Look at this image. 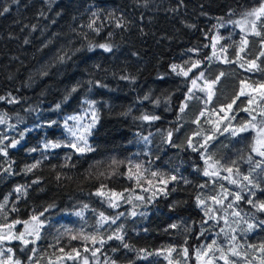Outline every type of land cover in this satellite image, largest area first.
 I'll return each mask as SVG.
<instances>
[{
  "label": "trees",
  "instance_id": "trees-1",
  "mask_svg": "<svg viewBox=\"0 0 264 264\" xmlns=\"http://www.w3.org/2000/svg\"><path fill=\"white\" fill-rule=\"evenodd\" d=\"M261 2L0 0V12L8 8L0 15V96L5 97L0 100V113L23 133L21 139V134L10 131L4 143L12 140L20 143L9 148L7 156L0 154V203L8 198L0 209V228L17 220L29 221L32 215L44 212L40 238L27 247L20 241L4 242L5 250L12 248L13 251L3 258L11 255L21 264H84V258L88 264H112L113 261L115 264H169V259L172 264H197L196 250L208 240L213 229L207 224L210 219L206 220L202 208L196 206V196L217 195L223 189L231 192L232 188L247 196L246 190L229 186L223 179L228 175L223 167L218 168L221 177L204 176L203 170L207 167L204 157L210 154L212 162L238 168L242 174H247L252 166L249 155L254 161L258 159L250 151L253 140L248 132L235 137L227 132H215L216 123L210 122L206 115L209 111L213 115L218 111L216 121L221 119L219 116L225 114L220 109L239 94L242 82L246 92V85L264 83L261 37L244 34L235 23L253 18L246 14ZM93 19L95 27L100 28L98 33L87 27ZM257 22V30L264 34V20ZM117 23L122 26L117 27ZM245 37L248 44L241 52ZM102 43L111 44L112 51L88 49L89 44ZM213 46L225 50L219 59L213 57ZM225 59L232 63H225ZM197 60L201 61L199 67L188 77L177 75L170 67L177 64L186 70ZM251 60L256 61L260 70H247L246 61ZM200 72L209 81L221 72L225 75L215 86L211 100L205 103L207 97L200 94L203 99L188 100V106L181 112L191 80L197 79ZM124 76L128 79L121 78ZM73 87L77 91L69 96ZM84 101L97 102L99 121L88 140L93 151L78 153L66 145L44 148L48 141L65 140V118L79 113ZM245 107H248L247 98L242 96L229 112V116L235 117L229 125L240 126L249 120V114L243 111ZM201 112L205 115L201 116ZM143 114L160 118L143 121L139 119ZM53 120L57 123L49 127ZM224 123L219 125L221 131ZM200 128L208 130L216 139L206 146L194 144L195 133ZM144 136L149 137L150 143H145ZM37 161H40L37 168L25 171L26 166ZM136 164L141 165L138 179ZM153 172L158 175L153 176ZM172 176L177 179L172 181ZM254 176L264 188V179H261L264 174L258 172ZM161 177L168 181L166 185L159 182ZM102 185L105 192L114 190L144 197L142 204L135 208L138 213L133 216L123 212L124 207H111L107 197L96 195ZM18 186H24L26 194L15 192ZM254 199L264 200V194L256 190ZM238 203L242 212L254 214L257 220L264 219V214L256 212L245 201ZM214 206L217 215L222 209ZM81 211L85 218L74 215ZM101 212L108 217L124 215L115 224L109 221L101 225V233L90 234L88 227L93 222L100 225L96 219H100ZM172 224L177 227L170 228ZM22 226L16 224L13 233L19 234ZM118 231L123 241L108 239ZM259 232L264 234V229L256 228V233ZM73 236L79 238L72 239ZM91 236L97 241L103 238V247L84 239ZM124 244L129 247H123ZM170 246L178 251L169 256L164 250ZM183 247L189 249L187 258L182 254ZM96 248L100 251L94 257L92 252ZM73 249L80 256L67 259V253L75 255ZM147 252L153 255L148 256Z\"/></svg>",
  "mask_w": 264,
  "mask_h": 264
},
{
  "label": "snow or ice",
  "instance_id": "snow-or-ice-1",
  "mask_svg": "<svg viewBox=\"0 0 264 264\" xmlns=\"http://www.w3.org/2000/svg\"><path fill=\"white\" fill-rule=\"evenodd\" d=\"M8 8H4L2 12H0V15H3L4 12H7ZM247 17H253L250 22L248 20H245L243 22L237 21L235 23L239 24L242 27V30L244 29V26L249 24L251 25V31L252 34L255 36L261 37V44L264 45V34H262L260 31L257 30L256 28V22L260 20H264V0L260 3L259 7L254 8L251 12H248ZM94 17H97V13H93ZM98 18V17H97ZM123 17H120V20H122ZM96 25V20L93 19L92 21L89 22L87 27L89 29H93L97 33L100 31V28L95 27ZM122 25L120 23H117V27H121ZM34 27V26H33ZM111 35V34H109ZM220 38L217 37V40ZM28 41L26 40L25 43ZM248 40L247 38H243L241 41V48L240 51L243 52L244 48L247 46ZM98 47L100 49H103L105 52H111L112 51V45L108 43H102L98 45H88V49L92 50L93 48ZM215 47V46H213ZM190 51H195V50H190ZM225 51L223 48L221 49V52ZM260 56H264V51H261ZM213 57L219 59L220 57H217L215 53H213ZM213 57H208L209 60H211ZM61 61L64 60V57H60ZM259 59V57H257ZM225 63H232V61H229L227 59L224 60ZM185 63H188L187 61ZM201 61L197 60L195 62L191 63V67L187 68L186 70L182 68L180 65L177 64H172L171 70L173 72H176L177 75H182L184 77H188L189 73L192 72L193 69H196L199 67ZM248 65V71H253V70H260L259 66L257 65L255 60L251 61H246ZM240 67H244V64H241ZM225 74L223 72L219 73L215 77L214 80L207 81L205 80V87H201L199 90L201 92H205L207 94V100L205 103L208 102V100H211L212 96L214 95V88L215 86L220 82L221 77H223ZM122 79H128L127 76L121 77ZM197 79H204V73L200 72L199 77ZM197 79H192L191 84L192 88H197ZM97 84L100 82L97 81ZM103 87H106V85H100ZM248 87L251 88V91H245V86L242 82L241 89L239 91V94L235 96V98L232 100L231 103L227 104L224 108L220 109V112H232L233 111V106L236 104V101L239 100L242 96L247 98V104L248 107H245L243 111L247 112L249 114V120L242 123L239 127H228L225 126L222 131L219 127V125L226 121L228 123L231 122L232 119H234V116H224L222 119L217 120L216 127H215V132H220L223 134L224 132L230 133L231 136H238L241 133L249 132L250 130L255 132V137L253 140V143L251 145L250 151L251 153L256 154L258 157L261 159L254 161V158L252 155H249L248 161L250 165H252L247 174H242L240 173L238 168H233V167H224L223 165H220L219 161H214L212 162V157L207 156L204 157L205 164L207 167L204 168L203 170V175L206 177H218L220 175V172L218 168L223 167V170L228 173V175L224 176L223 179L227 180L230 184L232 185H237L238 187L241 188L242 191L247 192V196L242 195L241 191H237L235 193L230 192L228 189H223V185H221V188L223 191L216 196H211L208 197L207 199L201 198V196L197 195L195 198L196 206L202 209H206L204 214L205 216H208L210 220H215L217 224H219L220 221L224 222L225 227H221L219 230V233L217 235H220V233H223L224 237L227 239V243L229 245L227 249V253L225 254V251L223 247L218 244L217 240L213 239L211 243L205 245L202 249H197L196 250V259L198 262H202V264H216L215 260V252L217 250L220 251V256L219 259L224 262V264H236V261L229 259V254L232 257H240L242 255L241 252V245L238 242L236 229L231 226L229 223L228 217L231 216L235 219L236 223H239V221L243 220L244 223H246L247 227L242 229L244 232H250L255 228H261L264 229V220H257L255 215H251L250 219L252 222H248L247 220L244 219V216L241 215V212L239 210H236L239 208V203L240 201H245L248 205L251 206L252 209H254L256 212H259L261 214H264V200H259V199H254L256 197V190H259L262 194H264V188H261L260 182L255 178L254 174H257L258 172L261 174H264V83H259L256 84L255 86L249 85ZM192 88L189 89V93H191ZM77 88L73 87L71 91L69 92V96L71 93L76 92ZM192 97L189 95L186 99H191ZM5 97L0 96V100H4ZM68 99V96L65 97V100ZM144 99H148L147 96L144 97ZM10 103L12 102L11 100L9 101ZM86 103L89 105V111L91 115V121L87 125H82L77 128L70 127L68 124L69 120H80L82 117L80 116H71L68 117L64 121V127L67 129L69 135L73 138V141L68 145L69 147L75 149L76 152L84 153V152H91L93 151V148L88 144V139L87 137L91 135L92 129L95 127V125L99 121V114L97 109L95 108L96 101H86ZM187 107V104L185 103L184 105L181 106L180 111L183 112L184 109ZM56 108H60V104L56 105ZM259 109V111H257ZM201 116H204L205 113L201 112ZM160 117L154 116V115H149V114H143L139 117V119L143 121H154L158 120ZM4 119L0 118V124L4 123ZM56 121H51L49 123V127L56 124ZM179 129H177L178 131ZM168 140L170 142L172 132H168ZM196 136H199L200 133L197 132L195 133ZM7 139V137L0 138V154H3L4 156L8 155V149L9 148H14L16 147L17 144L20 143L19 140H12L8 144L4 143V140ZM21 139H23V133H21ZM142 139L145 141V143H150L149 137L144 136ZM216 139L215 135L212 136H206L204 137V146H206L210 141ZM189 146H191V140H189ZM44 148H59L61 147V142H55V141H48L44 143L43 145ZM196 151L197 149H193ZM30 151H36V149H30ZM203 155V153H202ZM40 161H37L36 163L26 166L25 171L26 172H31L33 169L37 168L39 165ZM113 163H116V161H113ZM232 164L235 165L236 161H232ZM135 168L137 170L136 172V178L138 179L140 176V169L141 165L136 164ZM5 171H10L6 169ZM153 176H157L158 174L156 172L152 173ZM234 177H239V179L234 178ZM129 178H133V174L131 171L129 172ZM59 179V176L57 177ZM172 181H175L177 179L176 176L170 177ZM261 179H264V177H261ZM159 182L161 184H167L168 181L164 180L162 177L159 179ZM185 183H188L187 180L184 181ZM33 183H38V181H33ZM149 184H151V181H149ZM201 187H204V185H201ZM104 186H101V189L97 190L96 195L101 196V197H107L108 202L111 207L117 208L119 207V201H122L125 199L124 194L122 192H116L114 190L105 192L103 190ZM15 192L18 193H25V188L24 186H18L14 189ZM147 191V189H146ZM164 194L166 195L167 192L165 191ZM155 195V193H153ZM232 197L231 201L228 202L225 205V201L229 198ZM138 200L143 201L144 197L138 196ZM8 198H4V203H0V209H3L5 204L7 203ZM211 200V202L214 205H219L221 208H223L224 215L221 216H215V215H210L213 211H217V209H212L208 208L207 206V201ZM127 202H130L127 201ZM51 207V205L49 206ZM84 207H87L85 205ZM229 209H234L232 212H228ZM15 211V209H13ZM45 212L48 211V209L44 210ZM82 211L77 213V215H82ZM124 215V213H119L115 217H108L105 216L103 212L99 213L100 220L98 223L104 224L107 222H111L112 224L116 223V220L120 218V216ZM131 215L135 216L136 212L133 211ZM247 215V214H245ZM44 216V212L39 213V215H32L29 221H15L13 224H8L5 227H7L8 232L7 234H2L0 233V244H3L4 242L7 241H20L25 247H27L30 244L35 243V240H30L27 237H35L37 240L40 238V231L44 226V220L41 219V217ZM203 223V222H202ZM16 224H23L24 226V231L19 232V234H13L12 229L15 227ZM170 228H176L177 225L172 224L169 225ZM201 235H203V232H201ZM79 237L73 236L72 239H78ZM84 239H90L93 244L99 243L101 247L105 244V240L101 238L99 241H97L95 236L91 237H84ZM109 240L111 239H117L123 241L124 237L123 235L119 234V231L115 233L114 235H111L108 237ZM123 247L128 248V244H124ZM249 248L258 251L261 256L258 257L259 259V264H264V243H261L259 247L256 245H248ZM29 251L35 253L34 248L28 249ZM86 251L88 249H85ZM12 248H7L6 250L2 247H0V257H4L7 254L12 253ZM61 252H63V249H60ZM73 252H75V255H73L71 252L66 254V258L70 260H75L80 256L79 251L73 249ZM100 249L96 248L95 251L92 252V255L95 257L96 253L99 252ZM115 251V249H113ZM166 251L169 256L173 252H177L178 250L175 247H168ZM140 252H146L145 249H140ZM157 254H163V252H158ZM182 254L185 258L188 257L189 255V249L187 247L182 248ZM148 256L153 255L152 252H147ZM64 257H60L58 259H63ZM168 257L166 256V259ZM31 259V257L29 258ZM0 264H21V261L19 259H14L11 255H7V259H0ZM84 264H88L87 258H84ZM112 264H115V261L112 262ZM169 264H172V260L169 259ZM179 264V262H177Z\"/></svg>",
  "mask_w": 264,
  "mask_h": 264
},
{
  "label": "rangeland",
  "instance_id": "rangeland-1",
  "mask_svg": "<svg viewBox=\"0 0 264 264\" xmlns=\"http://www.w3.org/2000/svg\"><path fill=\"white\" fill-rule=\"evenodd\" d=\"M252 19H254V18H251L248 21L250 22ZM241 22H243V21H241ZM257 25H258V22H256V28H257ZM240 28L242 29L241 26H240ZM243 33L244 34L245 33H248V34L252 33L250 23L244 26ZM213 53H215L217 57H222V53H221L220 50L217 49V47H214ZM205 80L209 81L205 76H204L203 80L197 79L198 87L197 88H192V86H191L192 91H191V93H189V92L187 93V97L190 95L192 97L191 99H195L197 97L203 99L200 94H203V95H205L207 97V94L205 92H201L199 90L201 87H205ZM259 83H263V82H259ZM248 86L249 85H246V90L247 91H251V88L248 87ZM251 86H254V85H251ZM188 100H190V99H186V101L183 103V105L185 103L187 104ZM187 106H188V104H187ZM257 111H259V109H257ZM211 112L212 111H209V113L206 116H207L208 119H210L209 120L210 122H213V124H215L216 116H218L219 112L217 111V113L214 114V115ZM223 114H225L224 116H229V112H224ZM71 116H80V117H82V119H80V120H69L68 124H69L70 127L77 128L79 126L89 124L90 121H91V115H90V111H89V105L86 103V101H84V106H83V108L81 109V111L79 113L69 114V115L66 116L65 120L68 117H71ZM0 118H3L4 121H5L4 123L0 124V136L7 137L9 135L10 131H15L19 135L21 134L19 132V129H17V126L14 125V124H11L9 122V120L1 113H0ZM219 118L222 119V116H219ZM229 124L230 123L225 121L223 128L225 126H228V127H231V128L239 127V126H235V125L233 126V125H229ZM215 127H216V124H215ZM63 130H64L65 140L64 141L60 140V141H57V142H61V145L68 146L73 141V138L69 135V133H68L67 129L64 127V125H63ZM198 132L200 133V135L199 136L195 135L196 138L193 141L194 144H203L204 143V137L211 136V133L208 130L204 131L203 128H200L198 130ZM248 133L251 135L252 140H254L255 132L250 130ZM87 139L89 140V136L87 137ZM250 142L251 141H249V143ZM88 144H89V142H88ZM69 148H71V147H69ZM71 149L75 151V149H73V148H71ZM78 153H80V152H78ZM254 155H256V154H254ZM207 156H210V154H206V157ZM259 159H261V158L258 157V159H256V160H259ZM221 176H223L222 173H220L219 177H221ZM229 186H231L230 183H229ZM235 191H237V190L234 189V188L231 189V192L235 193ZM138 196L139 195H134V194H126V195H124L125 199L122 200V201H119V207H124V211L123 212H128L130 215H131V213L133 211H135V212L137 211L136 213H138V210H136L135 208H138L142 204V201L137 199ZM211 196H216V195H209L208 197H211ZM208 197H201V198L207 199ZM231 199H232V197H229L225 201V205L228 202H230ZM129 200H130V202H127ZM207 206H208V208L217 209L214 206V204L211 202V200L207 201ZM221 209H222L221 212L218 213L217 215H216V211H213L212 213H210V215H215V216L224 215L223 208H221ZM205 210L206 209H202L203 213L205 212ZM218 210H219V208H218ZM233 210L234 209H229L228 212L230 213ZM236 210H239V209H236ZM239 211L241 212V215L244 216L245 220H247L248 222H252V220L250 219V217H251L250 214L242 212L241 210H239ZM245 214H247V215H245ZM74 215L76 217H78V216H82L83 217V214L82 215H77V213H75ZM83 218H85V217H83ZM208 219H209V217L206 216V220H208ZM235 219L236 218H233L231 216L228 217L229 223L231 224V226L233 228L236 229V233H234V234L237 235L238 242L241 245L242 255L240 257H232L229 254V259L236 261V264H259V259H257V258L260 257L261 254L258 251H255V250L249 248L248 245H256L257 247H259V245L261 243H264V234H262L260 232L256 233V228L253 229L250 232L242 231V229L247 227L246 223H244L243 220L239 221V223H236ZM96 220L99 221L100 219H96ZM260 220H264V219H260ZM85 221L86 220H84V222ZM104 224H100V225L97 226L95 224V222H93V224L89 225L88 231L90 232V234H95V233L97 234L98 232L101 233V231H100L101 230V225H104ZM207 224L209 225V227H211L213 229V232H212L211 236L208 238V240L205 243H203L199 249H202L205 245L211 243V241L213 239H215V240H217L218 244H220L223 247V249L225 251V254H228L227 253V249H228L229 245L227 243V239L224 237L223 233H220V235H217V233H219L220 228L221 227H225L224 222L220 221L219 224H217V222L215 220H210ZM116 226H115V228H116ZM24 230H25L24 226H22L21 232H23ZM7 232H8L7 227L0 228V233L6 234ZM13 234H15V233H13ZM248 235L253 236V237L250 239V237ZM27 238L30 239V240H35L36 239L35 237H31V236L27 237ZM0 247L5 249V246L3 244H0ZM219 256H220V251L217 250L215 252L216 264H224V262L219 259ZM0 259H4V258L0 257ZM174 263L177 264L176 262H174ZM197 264H202V262H198L197 261Z\"/></svg>",
  "mask_w": 264,
  "mask_h": 264
}]
</instances>
